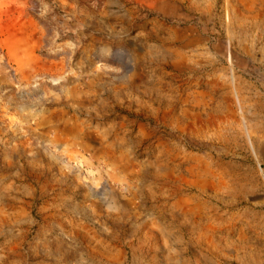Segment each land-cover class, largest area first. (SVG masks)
Returning a JSON list of instances; mask_svg holds the SVG:
<instances>
[{
  "label": "rangeland",
  "instance_id": "rangeland-1",
  "mask_svg": "<svg viewBox=\"0 0 264 264\" xmlns=\"http://www.w3.org/2000/svg\"><path fill=\"white\" fill-rule=\"evenodd\" d=\"M0 264H264V0H0Z\"/></svg>",
  "mask_w": 264,
  "mask_h": 264
}]
</instances>
